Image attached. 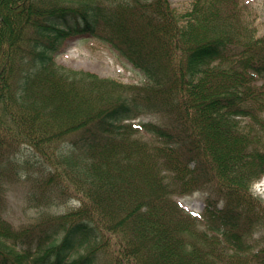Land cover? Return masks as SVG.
<instances>
[{
    "label": "trees",
    "instance_id": "obj_1",
    "mask_svg": "<svg viewBox=\"0 0 264 264\" xmlns=\"http://www.w3.org/2000/svg\"><path fill=\"white\" fill-rule=\"evenodd\" d=\"M70 35L145 82L59 63ZM263 174L264 37L244 0H0V203L19 180L31 206L74 202L19 230L0 204V264H264ZM169 176L222 205L191 212Z\"/></svg>",
    "mask_w": 264,
    "mask_h": 264
},
{
    "label": "rangeland",
    "instance_id": "obj_2",
    "mask_svg": "<svg viewBox=\"0 0 264 264\" xmlns=\"http://www.w3.org/2000/svg\"><path fill=\"white\" fill-rule=\"evenodd\" d=\"M244 1L250 7L257 35L264 37V0ZM170 3L180 14L192 7V0H170ZM56 59L68 67L90 70L128 84H141L146 79L143 71L135 67L119 50L95 37L68 36L62 42ZM141 118L149 120L156 117L147 114ZM168 179L173 188V197L191 211L202 212L207 198L213 199L219 205L223 203L220 195L201 182L175 180L174 176H169ZM26 186L23 180L11 183L4 198L1 199L3 212L13 222L15 228L37 226L45 220L50 222L52 218L60 216L73 206V203H69L44 208L32 207L25 198ZM251 192L253 195L260 196L264 203V176L252 185ZM253 238L255 244L264 246V237L261 238L256 234ZM256 250L255 248L254 251Z\"/></svg>",
    "mask_w": 264,
    "mask_h": 264
}]
</instances>
